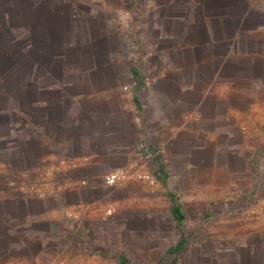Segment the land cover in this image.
Here are the masks:
<instances>
[{
    "label": "rangeland",
    "instance_id": "1",
    "mask_svg": "<svg viewBox=\"0 0 264 264\" xmlns=\"http://www.w3.org/2000/svg\"><path fill=\"white\" fill-rule=\"evenodd\" d=\"M208 1L0 0V185L16 189L27 172L34 186L38 174L41 179L50 180L74 167L69 162L75 158L80 144L49 141L40 147L32 141L25 142L27 132L23 125L29 110L39 123L46 122L47 114L57 107L68 115L67 110H72L70 88L78 77L80 84L87 86L92 80L107 83L108 76L117 82L122 108L137 110L136 96L148 109L150 118L159 101L166 100L157 94L164 87H189L207 92V97L214 94L216 85L211 83L215 77L201 63L209 42L221 37L219 26H207ZM239 3L241 26H228L229 39L240 40L241 52L261 61L256 63L254 76L248 72L255 65L241 57L243 73L255 78L259 89L257 101L263 102L264 0ZM133 65L141 68V84L137 85L133 78ZM91 71V76L84 74ZM248 75L242 78V84L247 83ZM31 79L32 87L58 89H44L41 97L45 103L31 104L25 100L30 95ZM104 87L107 89V84ZM261 125V133L254 135L247 124L240 130L250 138L246 136V140L253 142L246 146L255 145L252 154L245 149L248 154L244 153L243 158L233 157L231 142L224 143L213 130L215 123L210 121L205 126L204 142L187 134L193 138L187 152L177 151L176 147L170 152L161 147L170 174L167 182L156 176L158 163L152 158L145 167L156 177L154 186H144L136 179L111 186L107 204L112 205L113 213L107 217L106 231L103 227L101 230L106 232L107 240L100 239L94 246L97 252L93 253L100 256L98 263L117 264L113 258L99 254L117 249L133 264H157L166 248L178 239L172 225L170 191L180 195L187 216L186 228L195 234V241L186 249L180 264H249L256 262L251 259L255 254L257 262H261L262 246L259 241L256 249L251 244L255 230L264 228L257 219L261 216L259 204L264 191L254 193V185L261 180L250 173L253 157L260 154L263 162L257 174H264V123ZM45 127L46 131L58 134L52 132L50 125ZM30 144L32 150L26 151L25 145ZM200 147L203 150L195 151ZM64 193L51 191L44 200L49 207H62L67 203ZM29 196L39 199L34 192ZM60 225V230L66 231L68 222ZM95 236L97 240L101 237ZM66 244L59 239L56 245L51 242L54 248H65L66 253L75 247ZM162 264H168L167 259Z\"/></svg>",
    "mask_w": 264,
    "mask_h": 264
},
{
    "label": "crops",
    "instance_id": "2",
    "mask_svg": "<svg viewBox=\"0 0 264 264\" xmlns=\"http://www.w3.org/2000/svg\"><path fill=\"white\" fill-rule=\"evenodd\" d=\"M208 2V8L205 9V16H209V19L206 18L207 26H219L221 32L220 38L209 42L204 62L201 61L206 72L211 71L215 77L211 83V86L216 85L214 94H208L207 97V92H197L189 87L158 88L157 94L166 100L163 103L159 101L150 118L148 109L144 108L140 98L136 105L137 110H124L120 103L121 94L117 93L120 91L119 88L116 89L117 82L108 76L107 83L92 80L87 86L81 85L78 77L70 88L72 110H67L68 115L64 114L65 110L61 107H57L47 114L49 118L46 122L39 123L33 118L32 110L28 111L23 125L27 132L24 134L27 137L25 142L29 140L40 147L49 141L80 144L74 157L81 159V162L77 167L57 174L55 179H41L38 174L34 193L39 199L29 196L33 191L28 189V186H32V180L27 172L16 189H5L0 185V264H31L37 258H49L57 247L54 248L51 242L57 244L62 226L60 223L67 222L80 223L81 233L73 242L68 243L66 240L67 247H75L72 250L67 249L68 253L65 249V257L72 264H100L97 261L100 256L93 253L97 252L94 246L100 239L107 240L106 232L101 230L102 227L105 231L107 229L105 210L112 207L110 203L107 204V193L111 186L106 182L105 175L141 158L139 153L150 148L161 151V147H165V150L171 152L176 147L177 151L187 152L193 140L187 134L191 133L200 142H204L207 134L205 126L210 121L215 123L213 130L221 135L223 142H231L235 159L243 158L245 149L252 154L255 145L246 146L252 141L246 134H241L240 130L247 124L251 127L249 130L254 132L253 135L261 133L258 127L264 123V101H257L259 89L256 80L243 73L241 57L255 65L248 72H253L254 76L256 63L261 61L254 55L241 52L240 40L229 39L228 26H241L239 0ZM79 72L78 70V74ZM84 74L91 76L94 73L91 71ZM247 75V83L242 84L241 81H245L242 78ZM51 77L56 78L52 74ZM106 84L107 89L104 87ZM44 89L49 92L58 88L37 85L32 87L31 79L30 95L25 100L35 105L37 102L45 103L41 97ZM197 93L199 94L196 95ZM39 110L42 111V108ZM140 119L142 123L139 122ZM149 122L152 128H149ZM45 125H50L52 132L57 131L58 134L46 131L48 128ZM25 147L26 151L29 148L32 150V144ZM198 150L203 148L195 149ZM83 159L86 161H82ZM250 173L253 178L261 180L254 185V193L264 191V174L258 177V172L252 167ZM51 191L60 194L65 192L67 203L62 207H49L44 199ZM259 206L262 210L257 219L263 222L264 227V198ZM255 233V241L251 246L256 249L259 241L264 255V228L255 230ZM95 235L102 238L98 237L97 240ZM251 251L254 252L253 249ZM251 259L256 262L249 264H264V256L263 259L260 258L261 262H257L256 254Z\"/></svg>",
    "mask_w": 264,
    "mask_h": 264
},
{
    "label": "trees",
    "instance_id": "3",
    "mask_svg": "<svg viewBox=\"0 0 264 264\" xmlns=\"http://www.w3.org/2000/svg\"><path fill=\"white\" fill-rule=\"evenodd\" d=\"M134 3L136 0H132ZM133 78L136 80V84H141L143 80V75L141 73V68L133 65L131 68ZM139 88V87H137ZM135 101L138 103L136 96H134ZM153 153L155 160L158 163V169L156 176L162 181L167 182L170 174L166 170V166L163 162L162 153L156 148H150ZM260 154H255L252 159L251 167L260 173L259 167L262 165L263 159H259ZM168 199L171 202V215H172V225L178 234L177 241L166 248L162 258L157 264H162L163 261L167 259L168 264H180L184 253L189 245L195 241V234L186 228L187 216L185 214L180 195L174 191L168 192ZM102 257L113 258L116 260L117 264H133L131 258L124 254L123 251L117 249L104 250L99 252Z\"/></svg>",
    "mask_w": 264,
    "mask_h": 264
},
{
    "label": "built area",
    "instance_id": "4",
    "mask_svg": "<svg viewBox=\"0 0 264 264\" xmlns=\"http://www.w3.org/2000/svg\"><path fill=\"white\" fill-rule=\"evenodd\" d=\"M141 158L140 162L133 161L126 167H122L119 169L112 170L105 175V180L110 186H120L129 183L131 180L136 179L141 182L142 185L147 187H152L156 184V177L155 175L145 167L147 162L150 161L154 157L153 153L150 150H145L142 153H139ZM82 161H86L83 159ZM81 159L74 158L69 162L72 166L76 167L80 164ZM144 168H141V165ZM84 183V182H83ZM28 189L34 192L35 186H28ZM113 213V208L110 206L105 210V218L110 216ZM66 231L60 230L59 231V241L66 243L75 241L81 233V224L80 223H68L65 227ZM67 235V236H66ZM67 237V239H65ZM65 248H56L54 253L47 259L37 258L31 264H72L67 257H65Z\"/></svg>",
    "mask_w": 264,
    "mask_h": 264
}]
</instances>
